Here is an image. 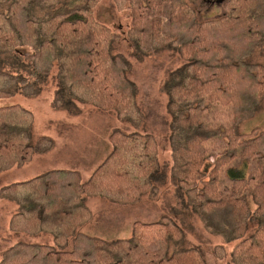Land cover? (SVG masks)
Wrapping results in <instances>:
<instances>
[{
	"label": "trees",
	"instance_id": "obj_1",
	"mask_svg": "<svg viewBox=\"0 0 264 264\" xmlns=\"http://www.w3.org/2000/svg\"><path fill=\"white\" fill-rule=\"evenodd\" d=\"M62 1L0 0V98L41 95L56 67L53 110H70L77 100L136 119L127 62L112 52L116 36L88 10L61 16ZM226 5V16L199 22L183 0H130L128 37L138 52L173 44L186 62L162 88L172 117L170 174L177 195L189 198L210 233L226 242L246 238L233 264H264V131L238 128L264 108V63L254 60L258 50L264 58V1ZM33 122L19 105L0 108V173L54 146L35 139ZM109 140L110 153L84 183L78 171L53 170L0 190L2 200L18 206L12 231L52 234L56 244H16L0 264H205L197 251L176 248L182 233L171 222L135 223L131 239L114 242L79 232L91 217L89 198L134 204L166 179L151 136L117 131ZM70 241L72 249L62 250Z\"/></svg>",
	"mask_w": 264,
	"mask_h": 264
},
{
	"label": "rangeland",
	"instance_id": "obj_2",
	"mask_svg": "<svg viewBox=\"0 0 264 264\" xmlns=\"http://www.w3.org/2000/svg\"><path fill=\"white\" fill-rule=\"evenodd\" d=\"M228 1L183 0V3L194 10L197 21L206 22L226 16ZM129 5L130 0H127L123 7L115 0H63L58 12L63 17L74 18L79 12L88 10L94 21L108 27L116 36L112 52L122 56L127 62L126 75L135 85L139 115H135L136 119H125L115 111H102L77 100L73 101L70 110H53L51 107L58 86V68L55 67L47 89L41 95L34 98L23 95L0 98V108L19 105L32 113L33 135L36 140L47 138L54 143L50 150L34 155L27 164L0 173V190L16 183L30 181L53 170L78 171L84 183L110 153L112 147L109 138L113 133L120 131L149 135L158 146V166L166 175L165 181L134 204L120 205L101 197L89 198L86 206L91 217L79 232L114 242L131 239L135 223L171 222L177 225L182 233L181 242L176 244L177 249L197 251L205 264H233V252L246 238L226 242L222 237L210 233L202 214L193 210L189 198L177 195L171 180L172 117L168 112V95L162 88L169 75L186 62L177 48L170 43L169 46L154 44L145 52L136 51L128 37L131 27ZM254 60L264 63L260 50L256 52ZM220 117L225 118L224 123L227 125L229 110L223 109ZM238 128L246 134L255 128L264 131V108ZM214 164L215 158L207 162L206 173ZM223 176L222 186L226 190L229 188V180L226 174ZM251 209H256L252 202ZM17 211L16 204L0 198V263L4 254L19 243L56 247L52 234L27 235L12 231L10 222ZM252 233L253 231H250L249 235ZM71 249L70 241L62 250Z\"/></svg>",
	"mask_w": 264,
	"mask_h": 264
}]
</instances>
